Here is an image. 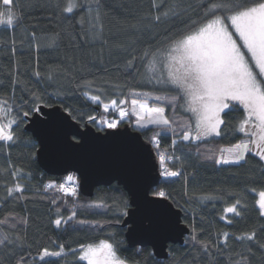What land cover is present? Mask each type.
<instances>
[{
    "label": "snow or ice",
    "instance_id": "1",
    "mask_svg": "<svg viewBox=\"0 0 264 264\" xmlns=\"http://www.w3.org/2000/svg\"><path fill=\"white\" fill-rule=\"evenodd\" d=\"M149 4V10L130 25L138 36L128 47L140 43L145 36L147 40L143 42L139 54H131L123 65L125 72L134 73L133 79L138 86H130L127 81L111 83L112 98L107 103L102 99L106 95L103 87L97 88L101 95L83 92L87 100L102 108L99 117L90 115L87 121L101 125L99 131L118 129L124 124L136 131H152L147 143L155 147L160 175L165 178L184 175L185 162L174 154L178 145H197L196 155L204 160H213L216 165L247 162L249 154L264 163V0H149ZM35 6L31 2L21 5L18 0H2L0 25L15 29L23 19L20 8ZM38 6L41 9L46 7L44 4ZM55 7L59 15L82 13L78 23L82 29L86 23L87 29L74 33L73 39L81 36L88 43L107 44L103 24L107 15L105 0H63V3L57 0ZM60 36V32H54L45 33L42 38L47 40V47H55ZM27 37L35 42L36 48L40 47V38L35 31L29 32ZM15 43L13 40L12 44ZM20 43L23 45L24 39ZM117 47L127 51L124 45ZM11 51L15 55L17 50L12 47ZM99 60L103 62V49ZM33 75L43 79L39 71H34ZM55 75V71L50 69L47 79L54 80ZM21 83L18 74H13L10 92L0 91V151L5 153L20 139L16 129L30 115L40 113L45 102L43 94L26 86L22 92H28L29 99L21 95L18 100L16 88ZM96 83L95 79H85L76 86L92 89ZM104 84H109V81H104ZM235 111H242L243 115L234 118V122L225 119ZM162 135L172 137V154L168 153V149L161 150ZM236 135L241 138L233 144L209 147L204 152L198 146L207 144L212 138ZM9 174L11 182L0 179V186L3 187L0 204L6 205L10 200H28L25 193L29 190L28 178L32 174L12 164L11 160L6 167L0 165V177ZM75 182V175L69 174L63 183L50 181L44 184L43 191L54 190L75 197ZM250 191L256 193V189ZM152 195L168 197L162 188ZM228 195L239 197L240 193L229 192ZM258 196L259 216L264 217V190ZM193 198L201 201L222 199L219 194L196 192L189 196V199ZM59 199L60 196L51 199L50 204L56 206ZM242 199L237 198L225 207L221 219L231 224L227 214L242 217L247 210ZM89 207L103 208L107 205L99 201ZM55 212L58 218L53 223L57 228L76 217L75 211L67 218L60 216L58 206ZM123 215H128L126 208ZM76 222L99 225L98 221ZM27 223L26 216L21 217L11 211L5 213L0 218V246L7 249L22 243L24 238L15 230L18 224ZM191 227L190 239L200 250L198 256L206 257L202 264H220L221 257L224 264H252L255 255L253 247L264 253V240L260 239L256 229L235 236L228 231H217L212 234L215 240H202L198 237L204 230L200 229L198 233L194 225ZM230 239L239 242L241 248L233 251ZM119 243L101 239L98 243L81 244L71 251L73 255L78 252L79 259L87 261V264H140L139 261L130 262L128 258L121 257L118 254ZM64 255L65 248L61 244L57 251L43 249L40 260ZM16 264H27V261L20 257ZM196 264H201V260L196 259Z\"/></svg>",
    "mask_w": 264,
    "mask_h": 264
},
{
    "label": "trees",
    "instance_id": "2",
    "mask_svg": "<svg viewBox=\"0 0 264 264\" xmlns=\"http://www.w3.org/2000/svg\"><path fill=\"white\" fill-rule=\"evenodd\" d=\"M28 2L36 6L20 8L23 19L15 29L0 25V91L10 92L12 75L18 74L22 82L16 88L18 100L21 95L24 99H29L28 92H22L26 86L44 95L43 105H59L77 122L88 123L98 130L97 123H89L87 117L90 115L99 117L102 114V108L91 103L82 93L88 91L90 95H101L97 88L103 87L106 95H103L102 99L107 103L112 98L111 83L127 81L130 86H138L133 79L134 73L125 72L123 65L131 54H139L143 42L147 40L145 36L140 43H134L128 47L130 42L138 36L130 25L136 23L140 16L149 10V0H105L107 15L103 19V24L104 39L107 40V44L88 43L81 36L73 39L74 33L87 29L86 23L83 29L78 23L81 12L59 15L55 7L57 0H18L21 5ZM39 4H44L46 7L41 9ZM36 25L38 27H35ZM32 31H35L40 38L39 48H36L35 42L27 37V34ZM54 32L61 33L58 44L55 47H47V40L42 36L45 33ZM22 39H24L23 45L20 43ZM13 40L16 41L15 45L12 44ZM118 45H124L127 51L117 47ZM12 47L17 50L15 55L12 54ZM101 49H103V62L99 60ZM50 69L56 73L54 80L47 79ZM34 71H39L43 79L34 76ZM85 79H95L97 83L92 89L78 88L76 85ZM104 81H109V84L105 85ZM167 111L170 112V109ZM242 115V111L230 112L225 119L234 122V118ZM25 124L26 121L16 129L20 139L15 146L11 147L8 153L0 151V165L6 167L11 160L12 164L32 174L28 178L29 190L25 193L29 199L22 202L10 200L6 205L0 204V218L11 211L18 213L21 217L26 216L28 223L18 224L15 230L24 238L22 243L11 245L7 249L0 246V264H16L20 257H24L27 264H50V262L87 264L86 261L79 259L78 252L73 255L71 250L78 248L81 244L95 243L101 239L120 242L118 254L128 258L130 262L196 264V259H200L202 264L206 257L198 256L200 250L190 239L193 225L198 233L200 229L204 230L198 237L202 240L209 238L215 240L212 234L217 231H228L235 236L252 229H256L260 239L264 240V231L261 230L264 229V217L259 216L256 204L257 192L264 190V163L258 157L249 154L247 162L216 165L213 160H204L196 155L197 145L177 146L174 154L185 162L184 175L171 178L160 175L159 183L150 189V195L157 189H164L168 193L166 199L180 210L181 221L189 228V232L184 236L181 244L168 245L167 258L158 259L152 254L150 247L129 248L127 246L124 237L126 228L121 226V222L124 217L123 211L129 208V198L123 188L116 183L95 188L91 197L82 195L78 187L75 197L65 196L54 190L43 191L44 184L50 181L59 184L65 179L62 176H49L40 168L36 160L37 143L25 130ZM139 132L146 141L152 135V131ZM240 138V135L216 137L209 139L207 144L198 146L201 152H204L209 147L233 144ZM171 141L170 135H162L161 150L168 149V153L172 154ZM152 147L156 154L155 147L153 145ZM74 175L77 179L76 174ZM0 179L9 182L12 180L10 174ZM251 189H256V193L253 194ZM192 192L219 194L222 199L212 201L189 199ZM229 192L240 193V196H230ZM2 193L3 187L0 186V194ZM57 196L61 199L57 201L56 206L51 205L50 200ZM241 197H243L242 203L247 205V210L243 212L242 217L227 214L228 219L232 221L231 224L221 219L223 209ZM99 201H103L107 207H89ZM57 206L60 207L59 215L64 218L75 211V219L57 228L53 223L58 218L55 212ZM78 220L98 221L99 225L79 224L76 222ZM117 221L120 222L117 223ZM61 244L65 248L64 256L46 257L44 261L40 260L43 249L57 251ZM229 245L233 251L241 248V244L234 239L229 240ZM253 251L255 255L252 257V264H264V253L255 247ZM220 264H224L223 257L220 258Z\"/></svg>",
    "mask_w": 264,
    "mask_h": 264
},
{
    "label": "water",
    "instance_id": "3",
    "mask_svg": "<svg viewBox=\"0 0 264 264\" xmlns=\"http://www.w3.org/2000/svg\"><path fill=\"white\" fill-rule=\"evenodd\" d=\"M24 127L37 143L38 165L49 176L76 174L79 192L86 197L100 186L123 188L129 208L121 226L129 248L150 247L156 258L164 259L169 244L183 242L189 228L180 210L168 199L150 195L159 183L160 167L139 131L127 124L99 131L77 122L59 105H42Z\"/></svg>",
    "mask_w": 264,
    "mask_h": 264
},
{
    "label": "rangeland",
    "instance_id": "4",
    "mask_svg": "<svg viewBox=\"0 0 264 264\" xmlns=\"http://www.w3.org/2000/svg\"><path fill=\"white\" fill-rule=\"evenodd\" d=\"M97 127L99 128V127H101V125H99V124L97 123ZM69 174H73V173L69 172L68 174L62 176L63 179L66 180V177H67ZM75 184H76V186L78 187V178L76 179ZM259 192H260V191L257 192V200L259 199V196H258V193H259ZM257 206H258V205H257ZM98 242H99V241H97V242H95V243H98ZM86 262H87V261H86Z\"/></svg>",
    "mask_w": 264,
    "mask_h": 264
},
{
    "label": "built area",
    "instance_id": "5",
    "mask_svg": "<svg viewBox=\"0 0 264 264\" xmlns=\"http://www.w3.org/2000/svg\"><path fill=\"white\" fill-rule=\"evenodd\" d=\"M63 182H65V181H63ZM63 182H62V183H63ZM69 184H71V182H69Z\"/></svg>",
    "mask_w": 264,
    "mask_h": 264
},
{
    "label": "bare ground",
    "instance_id": "6",
    "mask_svg": "<svg viewBox=\"0 0 264 264\" xmlns=\"http://www.w3.org/2000/svg\"><path fill=\"white\" fill-rule=\"evenodd\" d=\"M145 140V139H144ZM146 141V140H145Z\"/></svg>",
    "mask_w": 264,
    "mask_h": 264
}]
</instances>
